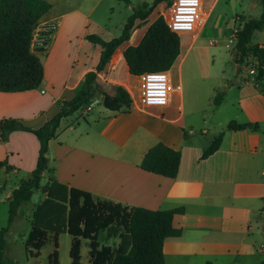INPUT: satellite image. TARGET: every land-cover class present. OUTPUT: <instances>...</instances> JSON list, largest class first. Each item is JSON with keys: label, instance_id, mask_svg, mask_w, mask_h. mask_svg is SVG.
Returning a JSON list of instances; mask_svg holds the SVG:
<instances>
[{"label": "crops", "instance_id": "crops-1", "mask_svg": "<svg viewBox=\"0 0 264 264\" xmlns=\"http://www.w3.org/2000/svg\"><path fill=\"white\" fill-rule=\"evenodd\" d=\"M44 1L50 8L37 21L35 32L42 34L43 25L49 22H55L56 27L45 41L44 49L35 50L43 67L41 83L26 91H0V120L16 118L32 128L49 119L57 111L56 101L71 98L84 75L95 70L102 48L86 39V35L96 34L106 41L118 36L133 9L152 0H125L126 7L122 6L124 0ZM245 2L249 7L256 4L251 0ZM165 6L166 2H160L145 18H134L128 39L114 49L97 72L99 81L118 84L127 90L132 99L130 108L111 111L102 105L95 109L96 101L90 108L81 107L62 118L54 137L48 142L47 168L41 173L44 182L40 179V185L56 181L67 189L78 188L89 192L94 199L110 200L126 207L140 206L151 210L182 207L183 212L175 213L171 221L172 226L181 231L180 235L166 237L163 241L164 264H260L264 259V78L255 84L256 69L253 67L250 78L246 76L237 82L236 75L234 81L228 83L226 90H235L231 98L222 94L218 104L212 102L215 112L229 108L234 113L230 119L222 121L225 130L218 148L201 158L207 148L206 141L195 133L193 125L185 122L182 88L172 93L166 106H144L134 98L133 91L137 88L140 94V75L128 71L123 56L124 49L138 44L155 18L162 15L166 20ZM213 7L214 2L206 11L201 9V21L198 32L193 33L194 39L209 20ZM114 17L121 20L117 27L107 23ZM247 19L244 13L239 14L238 21L234 17L233 21L239 22V26L232 30H239ZM257 31L260 30L253 32L251 43L263 44L264 39L253 41ZM231 39L235 44V36ZM33 46L39 47L36 38H33ZM193 46V42L185 48L180 44V52L168 69L170 78L178 72V80L175 78L173 82L180 83L182 65ZM248 60L255 63L251 56ZM97 99L101 100L100 97ZM172 106L173 111H163ZM164 113L169 114L165 116ZM230 120L257 122L258 128L226 129ZM201 133L205 134L206 128ZM157 142L180 151L177 174L173 178L139 166L147 149ZM38 148L37 138L28 131L15 130L6 141L0 140V160L10 166L9 169L0 167V192L4 194L0 203H8L11 191L21 180L18 176H30ZM46 197L39 188L33 191L29 200L19 205L4 234V263L19 264L12 255L13 240L7 238L14 226L15 234L24 246L25 264H44L40 258L43 246L48 242L52 243V248L47 255L53 251L55 234L52 231L46 232L48 239L37 256L27 255L25 250L34 212ZM55 209L53 205L40 208L36 222L50 225L54 218L58 220L59 213ZM5 221L7 225V212L2 210L0 228L4 227L1 225ZM55 237L57 264H60L62 242L67 243V263L70 264L72 236L60 232ZM83 240H87L88 245V239L80 238L79 264H85V260L89 264V245L84 260Z\"/></svg>", "mask_w": 264, "mask_h": 264}, {"label": "trees", "instance_id": "trees-1", "mask_svg": "<svg viewBox=\"0 0 264 264\" xmlns=\"http://www.w3.org/2000/svg\"><path fill=\"white\" fill-rule=\"evenodd\" d=\"M171 5L173 0H152L143 2L133 9L127 17L121 33L110 40H103L96 34L86 35V39L101 46L99 62L95 70L88 71L74 95L69 99L56 101L57 111L40 126L32 128L16 118L0 120V140L6 141L15 130L31 132L38 140L39 148L34 169L27 178L20 180L8 198L7 225L0 228V264L4 250V234L8 224L13 220L19 205L29 200L33 191L41 189L46 199L37 207L32 220V228L25 241L27 255L37 256L40 248L47 241V231L55 235L67 232L72 236L69 249L70 264H79L80 238L88 239L89 264H164L162 245L166 237L180 235V230L172 226L175 213L183 212L182 207L151 210L140 206L126 207L105 199H94L87 191L67 187L51 181L40 185L41 173L47 168L48 142L54 137L62 118L73 114L81 107L101 98L102 105L111 111H125L130 108L132 99L127 90L118 84H106L98 79L100 71L114 49L128 39L134 18H145L158 3ZM262 12L258 18L244 20L241 28L234 33V49L241 62L249 56L255 58V84L264 78V43L252 44L251 37L255 30L264 27V0L261 1ZM50 8L44 0H0V91L17 92L37 88L43 78V67L32 47L33 31L37 21ZM180 52V41L177 33L170 30L164 17L159 15L147 27L138 44L127 46L123 56L132 75H141L148 71L168 70ZM222 97L217 92L213 98L216 105ZM256 130L258 123L236 122L230 120L226 129ZM222 138L220 132L207 146L201 155L205 158L219 146ZM180 151L162 142L150 146L143 155L140 168L143 170L173 178L177 174ZM5 160H0V167ZM55 206L59 213L58 220L50 225L36 222L38 210L43 206ZM119 242L116 246L100 245L98 234L107 230L115 233L117 227ZM54 235V248L48 256L50 264H57V242ZM264 264V259L260 262Z\"/></svg>", "mask_w": 264, "mask_h": 264}, {"label": "rangeland", "instance_id": "rangeland-1", "mask_svg": "<svg viewBox=\"0 0 264 264\" xmlns=\"http://www.w3.org/2000/svg\"><path fill=\"white\" fill-rule=\"evenodd\" d=\"M137 1V0H132ZM201 9L207 10L209 4L214 2L213 12L209 17V20L204 24L200 30L196 39L193 33H197L199 28H196L191 34L182 33L179 34V41L183 48L188 47L193 42V48L190 51L188 58L184 61L180 73V83L182 88L183 99V112L186 124L194 126L195 133L200 134L202 141H206V147L209 145L212 137L218 132H223L225 119H230V115L234 112L227 108L222 111L215 112L213 108L212 98L217 92L226 94L230 98L235 93L234 89L226 90L228 83L232 79L231 75H235L236 67L239 63L236 61L238 57L234 49V43L232 37H234L235 31L232 29L238 27L237 22L239 20V14L244 13L247 18H258L261 15L262 7L260 0H251L256 4L249 7L246 0H202ZM127 1H122V6L126 7ZM172 4V3H171ZM170 5H166L163 9L165 14H168ZM239 13V14H237ZM236 15V16H235ZM234 17L236 22H234ZM111 27H117L121 20L117 17L108 21ZM118 33V32H117ZM230 39L232 40L230 42ZM264 39V27L262 30L254 33L253 41ZM234 62L236 64H234ZM242 65L244 68L242 70ZM177 69L176 65L174 66ZM254 67V63L248 59L241 62L240 74H237L238 80L243 79L246 76L250 78V69ZM178 72L171 75V81L177 79ZM228 77V78H227ZM178 80V79H177ZM236 82V83H237ZM134 98L138 101L139 95L137 88L133 89ZM98 104H95V109L102 106L100 99L96 100ZM95 101V102H96ZM180 101V100H179ZM93 104V105H94ZM174 106L165 109L163 111L172 110ZM169 113H164L167 116ZM90 115V113H88ZM205 120V121H203ZM206 128V133H201V130ZM187 129V128H186ZM23 176H18V179H22ZM44 182V176L41 178V183ZM3 191L0 192V197L3 196ZM6 210L8 217V203H0V212ZM6 221L1 225L5 226ZM19 227H22L19 225ZM16 226L10 230V235L7 236L8 240H13V252L19 264H25L24 246L21 245L16 233ZM115 233H109L107 230L100 231L99 241L102 244H108L115 246L119 241V232L122 227L118 226ZM66 244L61 245L60 264H68V253L66 251ZM83 257L84 260L87 257L86 249L88 247L87 240H83ZM52 248V243L48 242L43 246L41 261L47 264L48 255L47 252ZM87 264L86 260L84 261Z\"/></svg>", "mask_w": 264, "mask_h": 264}, {"label": "built area", "instance_id": "built-area-1", "mask_svg": "<svg viewBox=\"0 0 264 264\" xmlns=\"http://www.w3.org/2000/svg\"><path fill=\"white\" fill-rule=\"evenodd\" d=\"M201 6V0H198V3H192V0H173L168 9V14H166L165 20L170 30L178 35L182 33L194 32L201 21ZM55 27V22L44 24L42 27V34H37L34 28L33 38L38 40L39 47L36 48L33 46V39L32 47L35 49H44L45 41L47 40L49 34L53 32ZM140 78L141 85L139 101L144 106H166L170 102L172 93L181 90L180 83L171 81L168 70L144 72L140 75ZM161 100L166 102L161 104L159 103ZM95 101L96 100L89 103L85 106V108H90Z\"/></svg>", "mask_w": 264, "mask_h": 264}, {"label": "water", "instance_id": "water-1", "mask_svg": "<svg viewBox=\"0 0 264 264\" xmlns=\"http://www.w3.org/2000/svg\"><path fill=\"white\" fill-rule=\"evenodd\" d=\"M241 69V65L238 64L237 67H236V72H235V75L234 77L230 80V83H232L236 77V75L239 73V70Z\"/></svg>", "mask_w": 264, "mask_h": 264}, {"label": "clouds", "instance_id": "clouds-1", "mask_svg": "<svg viewBox=\"0 0 264 264\" xmlns=\"http://www.w3.org/2000/svg\"><path fill=\"white\" fill-rule=\"evenodd\" d=\"M192 3H198V0H192ZM166 101H164V100H161V101H159V103H161V104H164Z\"/></svg>", "mask_w": 264, "mask_h": 264}]
</instances>
